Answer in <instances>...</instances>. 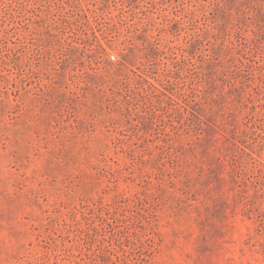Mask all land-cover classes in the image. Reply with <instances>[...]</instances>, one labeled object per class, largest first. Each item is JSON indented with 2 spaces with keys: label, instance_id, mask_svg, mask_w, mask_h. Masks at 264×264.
<instances>
[{
  "label": "rangeland",
  "instance_id": "rangeland-1",
  "mask_svg": "<svg viewBox=\"0 0 264 264\" xmlns=\"http://www.w3.org/2000/svg\"><path fill=\"white\" fill-rule=\"evenodd\" d=\"M104 261L264 264V0H0V264Z\"/></svg>",
  "mask_w": 264,
  "mask_h": 264
},
{
  "label": "trees",
  "instance_id": "trees-1",
  "mask_svg": "<svg viewBox=\"0 0 264 264\" xmlns=\"http://www.w3.org/2000/svg\"><path fill=\"white\" fill-rule=\"evenodd\" d=\"M103 208H104V210H105V215H101V219L103 220V221H105V222H109V220H110V218H111V215H112V212H114V211H112V205L111 204H107V203H105L104 205H103ZM101 209H102V207H101ZM107 252H109L110 253V250H106ZM104 256V255H103ZM103 256H101V260H103ZM98 264H108V263H106L105 261L103 262V263H98ZM110 264H117L115 261H111V263Z\"/></svg>",
  "mask_w": 264,
  "mask_h": 264
}]
</instances>
